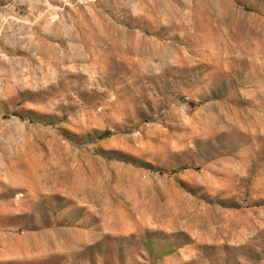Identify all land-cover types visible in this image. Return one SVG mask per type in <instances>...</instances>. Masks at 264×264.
<instances>
[{
	"label": "rangeland",
	"instance_id": "rangeland-1",
	"mask_svg": "<svg viewBox=\"0 0 264 264\" xmlns=\"http://www.w3.org/2000/svg\"><path fill=\"white\" fill-rule=\"evenodd\" d=\"M0 264H264V0H0Z\"/></svg>",
	"mask_w": 264,
	"mask_h": 264
}]
</instances>
